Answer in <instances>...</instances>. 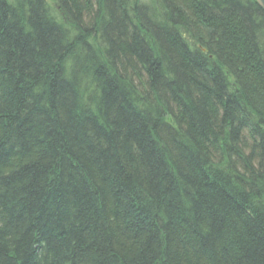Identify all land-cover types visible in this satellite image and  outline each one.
Wrapping results in <instances>:
<instances>
[{"label": "trees", "instance_id": "1", "mask_svg": "<svg viewBox=\"0 0 264 264\" xmlns=\"http://www.w3.org/2000/svg\"><path fill=\"white\" fill-rule=\"evenodd\" d=\"M0 264H264L254 0H0Z\"/></svg>", "mask_w": 264, "mask_h": 264}, {"label": "water", "instance_id": "2", "mask_svg": "<svg viewBox=\"0 0 264 264\" xmlns=\"http://www.w3.org/2000/svg\"><path fill=\"white\" fill-rule=\"evenodd\" d=\"M256 2L257 5L260 6V8L263 10L264 12V0H254Z\"/></svg>", "mask_w": 264, "mask_h": 264}]
</instances>
